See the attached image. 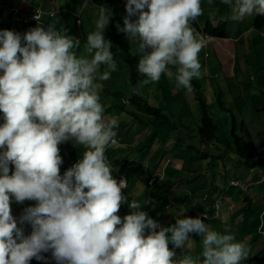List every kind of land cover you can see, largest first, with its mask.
<instances>
[{
    "label": "clouds",
    "instance_id": "clouds-1",
    "mask_svg": "<svg viewBox=\"0 0 264 264\" xmlns=\"http://www.w3.org/2000/svg\"><path fill=\"white\" fill-rule=\"evenodd\" d=\"M126 1L124 27L117 25V29L137 43V72L147 78L142 83L158 82L167 74L177 88L193 91L191 81L201 77L198 55L209 37L202 27H191L202 15L201 0ZM222 3L230 8L233 21H241L254 9L264 14V0ZM98 13L97 30L87 34L85 44L90 58L73 51L79 40L51 25L24 34L25 46L19 34L0 31V117L5 121L0 126V148L6 147L0 153V264H28L33 257L43 259L39 254L49 250L55 260L67 264H201L200 257L202 264H240L248 258L247 245L236 242L227 229L224 233L213 230L199 217L182 212L184 218H177L175 225L162 227L152 219L156 214L150 218L140 210L137 200L130 202L136 211L125 216L123 223L116 214L124 200L121 191L128 189L130 179L128 184L123 179L118 183L105 157L106 147L117 145L119 125L115 118L105 121L102 84L97 81L109 80L117 64L111 42L103 36L110 13L105 8ZM137 14L138 20L132 21ZM74 19L79 26L80 13ZM48 20L54 19L44 24ZM131 91L141 94L139 86ZM70 139L86 150L83 160L61 177L64 161L58 145ZM10 163L15 168L12 175ZM10 196L17 202H38L21 217V223L32 225L28 238L11 215ZM190 233L202 236L200 257L185 254L174 260L176 253L169 249V242L174 248L190 247Z\"/></svg>",
    "mask_w": 264,
    "mask_h": 264
},
{
    "label": "rangeland",
    "instance_id": "rangeland-1",
    "mask_svg": "<svg viewBox=\"0 0 264 264\" xmlns=\"http://www.w3.org/2000/svg\"><path fill=\"white\" fill-rule=\"evenodd\" d=\"M1 1L16 7H20L22 4L33 5L32 0H0V3ZM56 1L61 5V1L64 0ZM124 1L118 0L116 4L120 2L127 4ZM63 7L73 11V14L71 15L69 11L66 13L61 11L56 19L48 20L47 24L58 31L66 30V35L74 40H79L80 46L81 43L85 42L81 29L82 22L83 24L86 22L91 29L96 31L99 13L96 9L89 6L88 8L95 10L93 22L86 20L85 17L83 19L81 15L80 25L76 26V19H74L73 15H79L80 5L74 9L72 3L64 2ZM201 8L202 15L197 17V19L203 20V15H206L205 12L210 13L214 18L212 23L218 22V20L226 22V35L232 36V41L243 39L241 42H237L238 50L235 58H229V61L225 64V67H228L227 71L234 74L228 80H225L222 76L221 63L213 59L214 46L208 42H202L203 46L198 55L201 65V77L199 79L194 78L193 81H199L201 85L208 113L217 125L216 135L219 139L232 141L231 131L235 119L238 125V135L245 137L248 141H252L259 155L258 160L255 163H240L235 156L224 153L217 145L213 147L198 143L194 139L198 134L197 129L200 125L198 104L193 97L192 91L189 92L186 89L177 88L174 78H170L167 74H162L158 82H149L147 84L142 83L147 78L141 75V80L136 84V87L139 86V91L141 92L139 96L143 99H148L152 107L160 108L165 113L172 114L170 124L164 123L162 118L156 119L154 116L148 117L142 113L138 114L134 118L135 120L130 115L127 116L125 110L134 109L137 112L138 106L133 102H131V106L126 105L121 97L116 96V93H112L121 91L131 96L130 66L123 63L121 67L117 68V75L112 72L109 80L97 81L102 84L99 93L103 108L107 109V107L113 106L111 109L106 110L104 114L105 120L115 117L125 118L126 121H118L121 139L124 140V143L135 144L134 148L131 146L123 150L124 152H121L118 156L121 161L112 165L116 169L115 171L123 170V173H127L128 179H130L132 184L131 191L128 190L130 192H127V195L133 196L132 200H141L144 203L148 202L146 199L148 200V191L151 190L144 184V176H152L157 173L163 175L164 181L162 183L171 187L174 196V209L169 211V213L156 212L150 202L147 205H143V203L140 209L146 212L150 218L156 213L157 216L152 219L156 220L162 227L175 225L180 212L184 211L183 205L185 202L181 199L185 195L188 198L193 196V201L204 197V201L208 204H213V202L222 204L220 206L222 218L219 217L212 221H207L205 224L221 233H224L227 229L235 239L239 233L237 229H234L235 226L239 231L243 232L245 231V226L249 225L250 230L247 237L249 241L247 239L243 240L247 245L248 258L242 260L240 264H261L260 256L257 254L264 251V238H259L256 235L255 227L259 225L260 221L264 220V182L257 184V182L264 179V161L261 158L264 155V30H252L247 19L248 15L243 18V27H240L237 21L231 19V10L222 3V0H201ZM105 9L109 11V22L112 23L110 27L106 26L103 29V36L112 31L117 34L118 37L116 38L120 40L122 35V42L114 46L117 49V53L127 50L126 44L135 53L137 49L136 42H128L129 39L126 34L117 29V25L120 28L124 27L123 20L127 16L126 9L113 6H106ZM253 13L260 14L254 9L249 14L250 18ZM86 14L89 13L86 12ZM130 19L132 21L138 20V14ZM204 24L205 21L203 26ZM217 24L214 23L213 25ZM44 28L47 29L48 27ZM244 33L247 34L246 37H244ZM214 41L218 42L221 49L224 48L223 41ZM24 43L26 42L24 41ZM23 44L21 41V46ZM73 51L78 55H85L83 50L79 51L74 48ZM147 51L151 50L147 49ZM169 67L172 72H175V68ZM104 70V66L101 65L99 72L102 73ZM105 88L109 90L111 96L107 97L106 100H102L103 95L106 94L102 93ZM168 89L169 91H167ZM152 95L154 97L153 101L149 98ZM0 116H3V113H0ZM242 124H244L245 128L243 132L241 131ZM138 136H141L140 141L136 140ZM74 142V140L70 139L69 151L72 150L71 147ZM110 151L111 149H108V152ZM205 155L209 157L205 159ZM210 157H214V159H210ZM126 162L127 165L124 168ZM12 167L14 165L10 163L9 175H12L10 171ZM232 180L239 181L242 187L237 189L231 187L230 182ZM163 184L159 188L163 187ZM204 184L209 186V193L206 192ZM249 186H251L253 195L250 197V202H246L243 199L247 196L246 190ZM145 188H148V191L145 192ZM213 190L218 192L219 196L214 194V198L211 201V199L207 198L213 197L211 193ZM159 193L161 198H166L167 192L165 189L161 188ZM232 195L236 199H233ZM259 199H261V202ZM10 201L11 215L17 221V227L22 230L24 238L30 237L33 231L32 225L29 222L21 223V217L25 214L27 208L35 207L38 202L35 200L17 202L11 196ZM129 204L130 201L128 200H122L121 202L122 208L117 215L122 222L125 216L136 211L131 209ZM160 209L163 210L162 208ZM186 209L190 210L191 208L186 207ZM145 231L147 233L148 230ZM168 235L170 236L171 234L169 233ZM189 237L192 240L189 248H174L169 242V249L176 253L174 260L182 258L185 254L191 255L194 259L200 257L202 236L190 233ZM253 238L255 243L251 244ZM240 241L238 239V242ZM20 242L22 241L17 239V243ZM200 260L202 264L203 257H200Z\"/></svg>",
    "mask_w": 264,
    "mask_h": 264
},
{
    "label": "crops",
    "instance_id": "crops-1",
    "mask_svg": "<svg viewBox=\"0 0 264 264\" xmlns=\"http://www.w3.org/2000/svg\"><path fill=\"white\" fill-rule=\"evenodd\" d=\"M27 1H30V0H27ZM32 1H33V6L34 7H39V8L45 9L47 11H56V12L65 11L64 13L69 11L68 9H66V7H63L64 2L72 3L74 5V9H76L80 5V16L82 15L83 19L85 17L86 20H90L92 22H93V18L95 16V10H93V9H96L98 12H99V10L101 8H105L106 6H113V7H117V8L126 9V7H125L126 4L121 3V2L116 4L118 0H64V1H61L62 2L61 5L58 4V1H56V0H32ZM84 4H85V6L83 7ZM28 6H30V4H22L20 7H16V6L8 5L7 3H5V1H1V3H0V22H1L0 31L9 30V31H13L16 34H19L21 36V38H22L21 39L22 44L24 43L23 36L28 31L36 28L37 26H43V27H48L49 26V24H47V23L46 24H40V25L27 26V25H22L21 23H13L10 20V10H16V11L19 12V15L21 17L22 16L25 17L28 14ZM89 6L92 7L93 9L88 8ZM145 11H147V9H145ZM69 12H70L71 15L73 14V11H69ZM86 12H88L89 14H86ZM205 14L206 15H203V20H199V18L197 19L199 27H203L204 21H205V23H206V21H209L210 24H212V25L214 23H219L221 21V20H218V22H213L212 23V20H214V18L210 15V13L205 12ZM207 14H209V15H207ZM256 14L257 13H253L251 18H253ZM74 16L75 15H73V17ZM247 19H248V21H250V15L249 14L247 16ZM111 23L109 22V24L107 26L110 27ZM237 24H239L240 27H243V19L241 21H237ZM89 27L90 26H88L86 24V22H84V24L82 22V28L81 29H82V32H83L84 37H85V42L81 43V45L77 48V50H79V51L83 50L85 55H87L88 58L90 56H88L87 50H86V47H85L86 40H87V34H89V33L94 31L93 29H91V27L89 29ZM250 27H251L252 30H254L252 28V26H251V23H250ZM263 28L261 30H264ZM261 30H259V31H261ZM246 36H247V34L244 33V37H246ZM116 37H118L117 34L115 32H112V31L108 32L104 36L106 41L111 42L112 47H111L110 51L113 53L114 60H115V62L117 64V68H118V67H121V64H123L125 62H123L121 59L117 58V56H116L118 53H117V49L114 46H117V45H119L122 42V35H121L120 40L118 38H116ZM115 38H116V40H114ZM242 39L243 38H241L240 41H237V40H233L232 41V36H226V38H216V37H210L209 36L207 40L206 39L203 40V43L208 42L209 44L214 46L213 47V54H214V58L213 59L221 63L220 69L222 70V76L225 78V80H228V79L232 78V76L234 75L233 73L227 71L228 67H225V64L229 61V58H233V59L235 58V56L237 54V50H238L237 42H241ZM214 40L223 41L224 48L221 49L219 44H218V42H216ZM128 42H131V41L128 40ZM25 44L26 43H24L22 46H25ZM135 44L137 45V43H135ZM125 46L128 48V50L131 51V48H130V46H128V44H126ZM131 53L134 54V55H137L140 58V55L138 54L137 49L135 50V53H133V51H131ZM117 72L118 71L116 70L115 71V75H117ZM130 82H131V80H130ZM113 85H115V84H113ZM132 88H133V85H132V83H130V89L132 90ZM167 91H169V89ZM117 92H112V93H117ZM179 92H180V89H179ZM102 93H106L105 95H103V99L102 100H106L107 97L111 96L110 93H109V90L106 89V88L103 89ZM122 95H124L125 97H130V94H126L125 92H122ZM149 98H151V101H153V99H154L153 95L151 97H149ZM144 100L149 103L148 99H144ZM124 104L131 106L130 102H125L124 101ZM112 107L113 106L107 107V109H111ZM117 107H122V106H117ZM107 109H104L103 115L106 113ZM125 112H126V115L128 116V115H130L131 112L135 113V110L134 109L125 110ZM115 119H117V121H119V122L126 121V119L122 118V117H115ZM107 120H109V119H107ZM107 120H105V121H107ZM115 131L117 132V136H116L117 145L106 147L105 156L108 159V162L110 163V166L112 167V176H113V178L118 181V175L122 174L123 170L115 171L116 169H114V166L112 164H114V163H116L118 161H121V158L118 157L119 154L121 152H124L123 150H125L127 148H130L131 146H132V148H134L135 144L134 143H132V144L124 143V140L121 139V134H120L121 130H120L119 126H118V128L115 129ZM194 139L198 143H200L199 139H197L196 136L194 137ZM136 140L140 141L141 140V136H138ZM72 145L73 146L71 147V149H72L71 152H72V162H73V166H74L75 164H77V163H79V162H81L83 160V154H84L86 149H85V147L83 145H77L75 142ZM108 149H111V151L108 152ZM126 165H127V162L124 164V168L126 167ZM10 171H11V174H13V172L15 171V168L12 167V169ZM66 171H68V169L65 168L64 162H63L60 165V173H59L60 176L63 177ZM0 175H2V173ZM145 177L146 176H144V179H145ZM144 179H143V182H144V184H146V179H145V181H144ZM73 184H75L74 179H73ZM206 184H204L203 186H205L206 192L209 193L210 192V188H209V186H206ZM128 185H130V188L126 189L125 191H121L122 197H124V198H125V195H127V192L131 191V185H132L131 181H130V184H128ZM160 185L161 184L155 186V188L153 189V192L150 193V197L156 198V199H160L161 194L159 193V190L161 188L165 189V191L167 192L168 195L166 194V197H168L170 195H173L172 194V190L169 189V185H164L163 184V187L159 188ZM128 190H130V191H128ZM146 190H147V188H145L144 191L146 192ZM85 191H87V189H85ZM199 191H201V190L199 189ZM211 193L213 194L212 199L214 198V194H217L219 196L218 192H214V190ZM247 194L249 195L248 192H247ZM127 196H128V198H130V195H127ZM147 197L149 198V196H147ZM232 197H233V199H236L233 195H232ZM128 198H125L124 201H126V199H128ZM259 200L261 202V199H259ZM130 201H132L131 198H130ZM137 201H139L141 204H143V202H141V200H137ZM146 201H148L147 203H149V199L148 200L146 199ZM147 203H144L143 205H147ZM155 207H157V206L155 205ZM121 208H122V206L120 205V209ZM193 210H200L201 211V207L200 206H196V207L193 208ZM155 211L156 212L158 211V212H163V213H169V212H165L164 210H161V209H155ZM154 214H156V213H154ZM234 229H237L238 232H239L238 236L235 239V241L238 242V239H241L243 241L244 237L249 235L250 226L246 225L245 226V231H243V232L239 231V229L236 226H235ZM245 232H247L246 235H244ZM246 239L248 240V238H246ZM187 248H189V247H187Z\"/></svg>",
    "mask_w": 264,
    "mask_h": 264
},
{
    "label": "trees",
    "instance_id": "trees-1",
    "mask_svg": "<svg viewBox=\"0 0 264 264\" xmlns=\"http://www.w3.org/2000/svg\"><path fill=\"white\" fill-rule=\"evenodd\" d=\"M248 22L249 24L251 23V26L254 30H261L264 27V14H261V13L256 14L253 18H250V21ZM226 25H227L226 22H219L217 25H212L210 24L209 21H206L205 25L202 27V30L204 34L207 36L216 37V38H226L227 36L226 35ZM198 26L199 25H198L197 19L191 22V27L197 28ZM116 56L117 58L121 59L123 62L128 64V66H130V80H131V83L133 84V87H136V84L141 80V74L137 72V65H138L139 57H137V55L132 54L131 51L128 49L124 51H119V53ZM191 84L193 86L192 87L193 97L198 104V109L200 112V125L197 129L198 134L196 136L197 139H199V142L201 144L209 145L213 147H216L214 145L219 146L223 150L224 153H229L230 155L235 156L240 163H244V164L255 163L259 157L257 149L255 145L252 143V141H248L245 139V137L238 135V132H239L237 130L238 125L235 119L233 123L234 124L233 129L231 131V136H233L232 141L227 140V139H226L227 141L219 139V137L216 135L217 125L216 123L213 122L211 116L208 113L206 99L201 91V85L199 81L192 80ZM116 96L121 97L124 101H128L130 103L133 102L134 104L138 106L137 112L135 111V113H132V112L130 113V116L132 118H135L138 114L142 113V114H145L151 117L154 116L156 117V119L162 118L164 123L170 124V117H172V114L165 113L160 108L152 107L147 101H145L139 95H133L131 93V96H130L131 98H130V97H125L124 95H122L121 91H118L116 93ZM244 129H245L244 124H242L241 131L243 132ZM207 157L209 156L205 155L204 158L207 159ZM261 158L264 161V155H262ZM210 159H214V157H210ZM217 159H219V157H217ZM109 166H110V163H109ZM123 174L125 173L119 174L118 176L123 175ZM148 177H151V176L146 177V185H147ZM159 184H162V182L158 183L157 185ZM240 187H242V185ZM128 188H130V185H128ZM169 189H171L170 186H169ZM146 191H148V188ZM246 192H248L249 195L247 194V196L243 200H245L246 202H250V197H252L253 195V193H251V186L247 187ZM170 196L174 199L173 195H170ZM125 198H128V196L125 195ZM130 198L132 199L133 196H130ZM130 198H128L127 200L130 201ZM187 198L188 196L185 195L181 199L182 201L185 202V207H190L191 209H193L196 206H200L201 209L202 208L208 209V210L213 209L212 207L213 205L211 203L210 204L206 203L203 198L197 201H193V196H189V198L188 199ZM148 199H149V202L152 203V201H150V198ZM162 205H165V203ZM224 205L226 204L224 203ZM180 213L181 214H179V218H184V215L182 214V212ZM220 217L222 218V215ZM120 226L122 225H117V227H120ZM246 233L247 232H245L244 235H246ZM256 235H257V232H256ZM247 237L248 236L244 237V239H246ZM252 243L253 244L255 243L254 238L251 241V244ZM39 255L43 257V259H37L36 257H33L32 259L28 261V264H67L66 261L58 262L57 260H55V258L52 255V250H49L47 252H41ZM257 255H259L260 258H263L264 251L259 252Z\"/></svg>",
    "mask_w": 264,
    "mask_h": 264
},
{
    "label": "built area",
    "instance_id": "built-area-1",
    "mask_svg": "<svg viewBox=\"0 0 264 264\" xmlns=\"http://www.w3.org/2000/svg\"><path fill=\"white\" fill-rule=\"evenodd\" d=\"M38 16V19L36 18ZM57 16V14L55 12H46L44 10H41L39 8L36 7H32L29 6V14L27 17H21L18 15V13L16 11H11L10 12V20L13 23H21V24H29V23H37V24H44V21L47 19H55ZM4 119L3 117H0V126H2L4 124ZM70 140L62 142L58 145V148L60 149V155L61 158L63 159L64 163H65V167L67 169H71L72 167V158H71V151L68 150V145H69ZM6 150L5 148H0V153H2L3 151ZM123 179L127 182L128 184V176L127 173L118 176V183L120 182V180ZM163 181V175H161L160 173H157L155 175H152L151 177H148L147 180V186L148 188H151L150 191H152L155 186ZM264 181V180H263ZM260 182H257V184H259ZM231 187L233 188H238L241 186V184L238 181H231L230 182ZM124 189V188H122ZM150 191H149V195H150ZM204 199V197H203ZM150 200L153 203H157V204H164V207L166 210H173L175 207V200L171 197L168 196L166 198H161L160 199H154L152 197H150ZM212 204V203H211ZM213 209L212 210H208V209H204L202 208L201 211L200 210H187L185 207V204L183 205V213L186 216H191V217H199L203 222L205 221H212L214 219H217L221 216V207L220 204L214 203L212 204ZM257 233L260 237L264 238V222L260 221L259 222V226L257 229ZM261 260V264H264V256L263 258H259Z\"/></svg>",
    "mask_w": 264,
    "mask_h": 264
},
{
    "label": "bare ground",
    "instance_id": "bare-ground-1",
    "mask_svg": "<svg viewBox=\"0 0 264 264\" xmlns=\"http://www.w3.org/2000/svg\"><path fill=\"white\" fill-rule=\"evenodd\" d=\"M236 132H237V131H236ZM198 137H199V136H198ZM232 137H233V136H232ZM223 140H224V139H223ZM227 140H228V139H227ZM227 140H226V141H227ZM233 141H234V140H233ZM224 142H225V141H224ZM227 145H229V144H227ZM231 146H232V145H231ZM253 185H254V184H253ZM255 185H256V184H255ZM234 189H237V188H234ZM239 189H240V188H239ZM221 205H222V204H221ZM221 205H220V206H221Z\"/></svg>",
    "mask_w": 264,
    "mask_h": 264
}]
</instances>
